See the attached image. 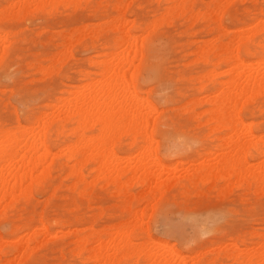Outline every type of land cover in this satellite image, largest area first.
Here are the masks:
<instances>
[{
  "label": "rangeland",
  "instance_id": "374dc122",
  "mask_svg": "<svg viewBox=\"0 0 264 264\" xmlns=\"http://www.w3.org/2000/svg\"><path fill=\"white\" fill-rule=\"evenodd\" d=\"M125 1V8L122 9L123 11L120 9L123 12L124 19H127L125 20V27L146 40L145 56L143 55L142 61L137 60V58L134 60V65L137 61L136 65H139V67L137 69L135 68L136 65L131 67V71H128L127 74L130 72L133 74L134 85L140 95L142 94L143 98H147L158 110V115L153 114L158 117L155 126L152 128V123H150L147 136H144L146 139L153 130V139L149 142L150 152L146 153L147 159L152 161L150 166L152 176L145 183L131 179L128 182L130 184L125 185L123 190L114 187L113 184L104 181V179H101V181L94 179L95 182H91V184L88 182L93 179L91 178L93 176V172H91L93 164L87 162L82 170L86 175V182L78 183L75 182L74 177L67 175L70 168L65 159L63 157L58 158L50 169L49 177L47 175L42 184L29 197L19 196L18 200L12 205L5 204L3 214L0 215V263L3 261L2 264L7 257L12 259V262L6 264H22L23 262V264H79L80 259L75 254V246L77 245L75 240L80 235H86L91 230H102L109 225L125 221V218L128 220L130 216L134 215L135 211H138L139 214L143 213L142 216H139L142 218L143 233L147 231L153 240L165 242L172 245L177 252L186 256L189 255L188 259L190 258V261L215 257L217 249L220 246L223 248L232 242L235 237L242 235L250 240L258 238L257 234L254 235V231L260 234L264 232V227H261L264 226V220H262L264 219V194H262L264 191L261 192V190L254 187L247 188L244 182L236 183L235 179L233 181L236 184L232 181L227 187H224L225 189L223 184L222 187L219 186L222 183L221 181L216 182L214 186H211L213 185L212 182H207L204 185H199V187L193 185L184 187V180L181 179L187 171L199 163H208L215 160L216 154L207 152L216 151L215 148L212 149L215 138L219 134H221L220 136L224 134L223 131V133L218 134L210 132V123L206 121L205 112H202L208 104L204 102L192 103L191 101L193 98L199 100L204 93H207L199 85H204L206 81L205 86L210 91L214 84L224 78L223 71L228 68V65L226 66V64L220 62L214 67L215 74L209 76L210 79L205 78L202 80L198 75H203V71L208 70L212 65L210 63L206 64L199 58L198 60L195 59L196 54L193 50H196L203 39H209V36L210 38L216 36L219 40L226 41L232 35L233 30L242 27L244 24V26L250 28L252 24L249 25V23H253L257 16L264 13V0H230L227 5V12L221 15L219 20L217 19L221 27L224 26L225 28H223L227 29L226 31H222L216 21L207 24L201 19L194 20V18L188 17L187 13L183 12L173 13L169 17L166 14V19H164L165 17L160 19V12L165 11L164 5L166 3L163 0ZM210 1L196 0L195 10L196 8L204 10ZM113 2L115 0H81L76 6H64L63 8L58 6L52 11H31L27 13V16L22 15V17L0 22L1 29L12 31L8 37L10 38L8 39V45L12 44V46L8 47V52L0 62L2 65H0V122L4 126H13L16 120L26 125L36 126L37 124L33 120L36 115H39L43 110L46 112H49L50 109L53 110L54 108L51 106L56 103L58 96L66 95L65 90L72 87L70 84L78 85L84 82L83 70L95 71L96 68L90 62V59L92 57L96 58L97 52L116 48L117 33L113 29L111 31L110 23H107L111 19L108 17L114 16L118 11L114 8L115 3ZM6 3H8V0H0V8L5 6ZM158 15H160V21L157 19L159 22L154 18L155 16L158 18ZM151 18H154L156 25L154 21H152L154 24L151 23ZM148 22L153 26L155 25V28ZM149 26L154 29H149ZM233 27L234 29H232ZM90 30L96 31L93 34ZM251 30H253V27L246 30L245 33L241 30L242 32L239 33L233 31V34H249V31L250 34H254L255 30L252 32ZM72 32L75 36L71 37V54L69 53L68 56L70 57L67 56L65 59L62 56L60 57L63 47L59 48V45L66 43L64 36ZM76 34H79V37ZM82 34L84 35L82 36ZM262 36H264V32L259 31L252 35L256 43H264V37ZM9 40L11 41L9 42ZM58 43L60 44L58 45ZM152 45L153 48L151 49ZM251 48L255 50L252 57L254 60L264 56V50L259 44H252ZM193 55H195L194 59ZM240 55L246 56L247 54L241 49ZM52 56V60L55 61H53L54 64L52 63L54 67L52 71L51 69L47 70L49 74L46 75L45 70L42 71L38 67L39 64L48 66L50 64L49 59ZM187 59H189L188 62ZM58 61H62L61 64ZM218 70L220 75H217ZM1 75L4 77L8 75V77L2 79L3 76ZM43 76L45 77L43 78ZM3 89L4 91H2ZM23 98L26 100H23ZM48 102L50 104H47ZM251 105L253 112L246 109L242 110L240 115L247 123L253 121L256 133L261 134L264 132V120H262L264 119V93L258 94ZM15 116L17 119H15ZM55 136L54 133H51L48 139V144L53 151H57L58 147L73 139V136L68 133H64L59 137ZM141 140L142 138L139 137L138 145L142 143ZM129 142L130 135L123 132L115 148L109 147L106 159L110 157L108 152L112 151L117 155L116 161L122 160V156L127 155L133 163L139 150H137L138 145H130ZM155 159L161 162L158 166L153 164L156 161ZM262 159H264V155L256 154L254 158L250 159V168L253 169L256 163L264 161ZM46 162L43 165H36L35 173L45 168L49 160ZM28 166L30 167V165ZM135 174L138 175V171ZM162 183H165L162 186L163 190L161 188L159 191L158 187ZM242 184L245 185L242 186ZM253 188L254 191H252ZM256 191L259 192V195ZM204 214H206V217H204ZM40 221L49 227V231L43 232L38 229ZM86 225L87 227H85ZM200 226L203 228L201 229ZM141 231H138V235L141 234ZM33 236H36V238L30 241L29 246L25 248L23 246L24 239ZM13 245L18 248L14 249ZM70 245L71 249H69ZM28 251L30 254L27 253V255L25 252ZM40 255L42 256L39 257ZM194 256H197V258ZM140 258H143L142 254L141 257L139 255L138 260ZM132 259L135 261L136 258L133 257ZM132 259H121L116 264H134L131 262ZM125 260L131 263H126ZM229 261V259H225L226 264H230ZM140 263L143 264L142 261Z\"/></svg>",
  "mask_w": 264,
  "mask_h": 264
},
{
  "label": "bare ground",
  "instance_id": "6f19581e",
  "mask_svg": "<svg viewBox=\"0 0 264 264\" xmlns=\"http://www.w3.org/2000/svg\"><path fill=\"white\" fill-rule=\"evenodd\" d=\"M79 1L81 0H8V3L0 8V22L9 20L11 18L20 16L22 17V15L27 16V13L31 11H52L58 6H62V8L64 6H76ZM124 1L125 0H115V2H113L115 3L114 8H116L118 11L116 14H114V16L108 17L111 19L109 20V22H107L110 23L109 26L111 27V31L113 29L117 33L115 40L116 48L99 51L96 53V58L92 57L90 59V62L95 66L96 69L95 71L83 70V83H77L78 85L70 84V86L72 87L69 89H66V87V90L64 89L66 95L58 96L56 103H54L52 106L48 105L53 107V110L50 109L49 112L43 110L39 113V115H36V117L33 118L34 122H36L37 124L36 126L23 124L19 120H16V123L13 126H4L0 122V207L2 206V209L0 208V215L3 214V210L5 209L6 205H12V203L18 200L19 196L29 197L32 192L42 184L46 176L49 174L50 169L55 164L56 160L61 157L65 159L70 168L69 171H67L69 172V174L67 173V175H69L70 177H74V179H76L75 182L78 183L86 182V175L82 170L87 162H91L93 164V167L91 169V172H93V176L91 178L93 179H91V181H89L88 183L95 182L94 179L96 181H101V179H104V181L113 184L114 187L116 186L120 190H123L125 185H129L130 183L128 184V182H130L131 179H135L140 183H145L152 176L150 172L152 161L147 159L148 156H146V153L150 152L149 142L153 139V130L150 132L149 136L146 139L144 138V136H147V129L150 123H152V128L155 126L158 117L153 114L156 113L158 115V110H156V107L153 103H151L147 98H143L141 96L142 94L140 95L136 86L134 85V78L132 76L133 74L131 72L127 74L128 71H131L130 68L134 67L137 64L136 61V64L134 65V60L137 58V60L140 59V61H142V57L145 56L144 50L146 40L144 38H140L141 36H139L138 34L136 35L131 31V29L125 27V20L127 19H124L123 12H121L123 11L122 9L125 8L124 5L126 4V1ZM163 1L166 3H164L166 5H164L165 11L163 13V10L160 12L161 18L160 15H158V18L157 16L154 17L156 18V21L157 19L159 20V18L162 19L165 17L164 19H166V16L169 17V15L171 16V14L173 13L176 14L177 12H183L187 13L188 17L191 16L192 18H194V20L201 19L202 21L209 24L213 21H216V23L219 22L218 20L220 19L221 15L227 12V5L230 0H211L204 10L198 8H196L195 10L194 5L196 3V0ZM154 18H151L152 20H150L152 24H154L155 22ZM151 23L149 24L152 25ZM127 24L130 25L129 23ZM145 24L147 25V23ZM145 24L144 26H146ZM156 24L157 23L155 22V25ZM155 25H152V27L155 28ZM244 25H241L242 27L240 28H238V26V29L233 31H238L239 33L242 30L245 33L246 30H250V28L253 27V30H251V32L255 30L254 34L258 31L264 32V13H261V15L257 16L253 23H249V25L251 26L250 28ZM146 27L148 28V26ZM146 27H144L145 30H147ZM150 27L151 26H149V29L152 28ZM219 27H221V24H219ZM223 27L224 26L221 27L222 31L225 30V27ZM232 29H234V27ZM232 29L230 30L232 31ZM95 31L90 30V32L92 33H95ZM233 31L232 35L230 34L231 36L229 35L230 37L229 39L227 37L228 40L226 41H221L216 36L215 38L214 36H211V38L209 36V39H203L202 43L196 47V50H193L196 54V57L195 55H193V59L194 57L195 59L197 58V60L199 58L206 64L210 63L212 65V67L210 68L207 67L208 70L203 71V75H198L200 76V78H202V80H204L205 78L210 79L209 76L211 77L213 76V74H215L214 72L216 70L214 67L217 66L220 62H223L224 64H226V66L228 65V68L224 66L226 68H224L225 70L223 71L225 74L224 78H222L217 84H214L210 91L208 88H206L205 81L204 85L201 83L202 86L199 85V87H201V89H203L207 93H204L203 96L199 98V100L198 98H193V100L191 99L192 103L204 102L208 104L207 108L202 112H205L207 116L206 121L210 123V132H214L215 134L224 132V134H222V136H220L221 134H219V136H217L216 138L214 137L215 141L214 147L212 149L215 148L216 151L211 150L207 152L216 154L215 160L208 163H199L197 166L187 171L181 179L184 180V187L188 185H190V187L192 185L199 187V185H204L207 182H212L213 185H211L210 183L209 184L211 186H214L216 182L221 181L222 183H220L219 186L222 187L221 185L223 184V188L225 186L227 187L235 179V181H237L236 183L244 182L247 185V188L254 187L255 189L261 190L262 192L264 191V161L256 163L254 168L251 169L250 159L254 158L256 154L264 155V132H262L261 134H257L254 124L252 123L253 121L250 120V123L244 121L240 115V112L246 109L249 112H253L251 108L253 99L258 94L264 93V56H262L261 58L258 57V60H254L252 57L255 53V50L251 48L252 44H259L262 50H264V43H256L254 40L255 38L252 37V35L254 34H250V31L249 34H233ZM11 32V30L9 32V30L0 28V62H2L4 55L8 52V47L12 46V44L8 45V39H10L8 37L10 36ZM79 34L81 35V33ZM83 35L84 34H82V36ZM73 36H75L73 35V32L70 34L67 33L64 36L66 43H58V45L60 44L59 48L63 47V49H61L63 51L60 52V57L62 56V58H65L70 53V49L72 47L71 37ZM10 41L11 40H9V42ZM152 48L153 45L151 49ZM241 49L246 52V56L240 55ZM52 59L53 56L49 59L50 64L48 66H42L43 64H39L38 68L42 71L45 70L46 75L49 74L47 70L51 69L52 71L54 67V60ZM188 60L189 59H187V62ZM61 62H59V64H61ZM138 67L139 65L135 66L136 69ZM57 69L59 68L57 67ZM36 73H38V71H36ZM217 75H220L219 70ZM7 77L8 75L6 77L3 76L2 79ZM44 77L45 76H43V78ZM144 90L146 89L144 88ZM2 91H4V89ZM23 100L26 99L23 98ZM47 104L50 103L48 102ZM15 119H17V117ZM123 132L124 134L130 135V145H138V138H142V143L138 145L137 149L139 150L138 156L133 160V163L131 162L130 157L127 155L122 156V160L119 159L118 161H116L117 155L112 151L108 152L110 153V157L106 159V153L109 150V147L112 146V149L115 148ZM51 133H54L58 137L60 135H63L64 133H68L70 136H73V139L68 140L65 144H62V146L57 148V151H53L52 147L48 144V139ZM47 160H49L48 165L40 172L35 173V166L38 164L43 165L47 163ZM160 163V160L157 159L153 164L158 166ZM28 165H30V167ZM137 171L138 175L135 174ZM107 182L106 184H108ZM171 182L170 184H172ZM163 184L165 183H162V185L158 187L159 191L162 188ZM244 185L242 184V186ZM254 188L252 191H254ZM228 190L231 191V189ZM257 193L259 195V192ZM142 214V212L139 214L138 211H135L134 215L130 216V219L128 220L125 218V221H120L116 224H114L113 222L114 225H109L107 227L105 226L106 228L102 230H91L92 232L89 231L90 233L88 232V234L86 235H80L78 239H76L77 237L73 238L74 240L76 239L75 241L77 242V245L74 246L75 254L80 259L79 264H116L121 259H132L133 257L136 258L135 261H133V259L131 261L134 264H141V261L143 262V264H226L225 259H229V262H231L230 264H264V232L260 234L259 232L256 233V231H254V235L257 234L258 238H249L250 240L242 235L235 237L233 238L232 242L228 244L226 243V246L223 245V248H221L222 246L219 245L220 248L217 249L218 251L216 250L217 253L215 257H211L210 259L208 258L205 260L196 259L197 261H190V258L188 259L189 255L186 256L177 252V250H175L172 245H169L165 242L153 240L148 235L147 231H145L146 233H143L144 230L142 229L144 228L142 227V218L139 217L140 215L142 216ZM204 215V217H206V214ZM201 226L200 228L202 229L203 227ZM85 227H87V225ZM38 229L43 232L49 231V227L41 221ZM138 231H141V236L138 235ZM35 238L36 236L24 239L23 246L27 248L29 246V242L34 240ZM13 247L14 249L18 248L16 245H13ZM70 247L71 245L69 246V249H71ZM29 251L25 253L30 254ZM141 254L143 256V260L140 258L139 260L141 261H139L138 258L139 255L141 257ZM41 256L42 255H40L39 257ZM197 256L194 257L197 258ZM11 260L12 259H8L7 257L3 264H6L8 262L10 263ZM125 261L126 263L130 262L127 260ZM2 262L0 264H2Z\"/></svg>",
  "mask_w": 264,
  "mask_h": 264
}]
</instances>
